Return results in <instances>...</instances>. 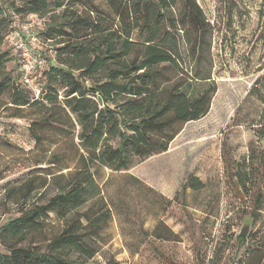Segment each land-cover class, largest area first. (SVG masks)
I'll use <instances>...</instances> for the list:
<instances>
[{
	"label": "trees",
	"instance_id": "trees-1",
	"mask_svg": "<svg viewBox=\"0 0 264 264\" xmlns=\"http://www.w3.org/2000/svg\"><path fill=\"white\" fill-rule=\"evenodd\" d=\"M19 1L0 4V101L3 108L38 113L28 120L29 134L35 147L48 140L42 151L49 153L45 164L51 167L32 169L0 197V219L8 202L18 213L0 224V264H87L96 253L87 239L108 212L93 217L75 212L100 192L93 168L127 170L135 158L167 151L185 124L208 113L216 86L210 81L197 88L209 77L197 83L179 65L178 26L163 18L166 0H102L109 11L93 0ZM182 3L190 27L202 35L206 23L199 5ZM29 13L47 16L38 36L55 44L49 57L40 40L36 47L35 55L45 61L35 73L37 97L20 81L19 64L18 80L12 76L7 69L12 57L2 48L9 31ZM191 49L199 55L196 40ZM163 66L171 68L173 79L161 78ZM47 130L55 136L47 137ZM259 130L264 135V124ZM25 160L33 167L43 162ZM33 170L45 173L33 175ZM199 184L190 177L184 187ZM51 187L54 192L40 201ZM260 203L258 194L257 207ZM50 213L64 224L48 234ZM254 253L255 264H264V243Z\"/></svg>",
	"mask_w": 264,
	"mask_h": 264
},
{
	"label": "rangeland",
	"instance_id": "rangeland-1",
	"mask_svg": "<svg viewBox=\"0 0 264 264\" xmlns=\"http://www.w3.org/2000/svg\"><path fill=\"white\" fill-rule=\"evenodd\" d=\"M93 1L109 11L102 0ZM195 1L206 23L202 35L190 27L182 0H166L162 14L178 26L179 65L197 83L199 78L209 77L197 88L215 83L209 111L185 124L161 154L141 161L135 158L127 170L93 168L100 192L75 212L90 217L104 209L108 212L87 239L96 249L87 264L257 261L254 251L264 243V135L259 130L264 124V0ZM0 4L5 7L7 0ZM7 13L15 12L9 9ZM136 36L134 33L133 38ZM39 40L49 57L55 44L44 42L42 36ZM194 40L200 51L197 56L191 51ZM2 48L12 57L7 69L17 81V56L6 41ZM161 78H174L170 67L163 66ZM6 106L0 101V197L7 187L26 179L32 169L51 167L45 164L49 153L42 151L48 148V140L35 147L29 134L28 120L38 113ZM46 135L55 136L48 130ZM26 158L43 162L33 167ZM190 177L198 179V188L184 187ZM53 192L51 187L40 201ZM258 194L261 203L257 207ZM6 207L0 224L18 214L14 203L8 202ZM46 223L48 234L58 232L64 224L52 213ZM82 223L86 224L84 219ZM243 225L249 229L239 241ZM0 252H4L1 244Z\"/></svg>",
	"mask_w": 264,
	"mask_h": 264
},
{
	"label": "built area",
	"instance_id": "built-area-1",
	"mask_svg": "<svg viewBox=\"0 0 264 264\" xmlns=\"http://www.w3.org/2000/svg\"><path fill=\"white\" fill-rule=\"evenodd\" d=\"M43 22L44 19L38 14L29 13L6 37V42L12 47L18 59L20 81L35 97L39 94L35 73L45 65L44 59L35 55L39 44L38 31L42 28Z\"/></svg>",
	"mask_w": 264,
	"mask_h": 264
},
{
	"label": "water",
	"instance_id": "water-1",
	"mask_svg": "<svg viewBox=\"0 0 264 264\" xmlns=\"http://www.w3.org/2000/svg\"><path fill=\"white\" fill-rule=\"evenodd\" d=\"M100 99V98H99ZM248 229H249V226L248 225H243L239 231V236L240 237H246L247 233H248Z\"/></svg>",
	"mask_w": 264,
	"mask_h": 264
}]
</instances>
